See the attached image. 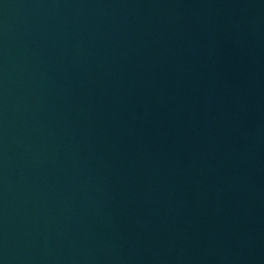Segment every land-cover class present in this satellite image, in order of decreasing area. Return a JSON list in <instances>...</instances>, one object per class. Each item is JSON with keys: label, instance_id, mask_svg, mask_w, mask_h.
<instances>
[{"label": "water", "instance_id": "obj_1", "mask_svg": "<svg viewBox=\"0 0 264 264\" xmlns=\"http://www.w3.org/2000/svg\"><path fill=\"white\" fill-rule=\"evenodd\" d=\"M0 264H264V0H0Z\"/></svg>", "mask_w": 264, "mask_h": 264}]
</instances>
